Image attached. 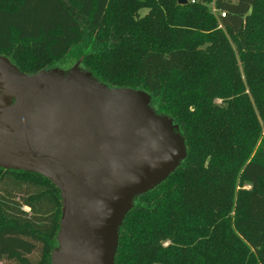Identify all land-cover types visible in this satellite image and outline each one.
I'll return each instance as SVG.
<instances>
[{"label":"trees","instance_id":"1","mask_svg":"<svg viewBox=\"0 0 264 264\" xmlns=\"http://www.w3.org/2000/svg\"><path fill=\"white\" fill-rule=\"evenodd\" d=\"M0 53L144 89L179 125L187 154L134 198L117 264H264V0H0ZM62 209L0 166V262L51 264Z\"/></svg>","mask_w":264,"mask_h":264},{"label":"water","instance_id":"2","mask_svg":"<svg viewBox=\"0 0 264 264\" xmlns=\"http://www.w3.org/2000/svg\"><path fill=\"white\" fill-rule=\"evenodd\" d=\"M189 0H178L186 4ZM8 83L0 166L33 171L61 190L51 264H117L134 198L162 183L187 154L179 125L144 89L114 87L91 71L25 73L0 56Z\"/></svg>","mask_w":264,"mask_h":264},{"label":"flooded vegetation","instance_id":"3","mask_svg":"<svg viewBox=\"0 0 264 264\" xmlns=\"http://www.w3.org/2000/svg\"><path fill=\"white\" fill-rule=\"evenodd\" d=\"M0 56H4L7 57L6 55H3L0 53ZM7 59L10 61L11 65L14 67H17L11 60L9 57H7ZM18 68V67H17ZM61 68V67H59ZM62 70H64L63 68H61ZM20 70V69H19ZM22 71V70H21ZM65 73H67L68 71L64 70ZM24 72V71H23ZM26 73V72H25ZM8 92V83L6 81V75L3 71L0 70V116L3 117L6 112L8 111V109L14 105L17 101V98L12 97L10 99V101L5 104L3 102H7V93Z\"/></svg>","mask_w":264,"mask_h":264},{"label":"rangeland","instance_id":"4","mask_svg":"<svg viewBox=\"0 0 264 264\" xmlns=\"http://www.w3.org/2000/svg\"><path fill=\"white\" fill-rule=\"evenodd\" d=\"M210 7L212 8V10L216 13V14H219V11L218 10H216L215 9V6H214V4H210ZM148 10L147 9H144V10H142L141 11V14H145L146 12H147ZM66 65V66H65ZM63 64L62 66H59V67H61V68H63L64 70H66V71H68L69 70V65H67V64ZM79 66V65H78ZM78 66H76V68H80V67H78ZM0 264H14V263H12V262H0Z\"/></svg>","mask_w":264,"mask_h":264},{"label":"built area","instance_id":"5","mask_svg":"<svg viewBox=\"0 0 264 264\" xmlns=\"http://www.w3.org/2000/svg\"><path fill=\"white\" fill-rule=\"evenodd\" d=\"M222 15H225V13H222Z\"/></svg>","mask_w":264,"mask_h":264}]
</instances>
